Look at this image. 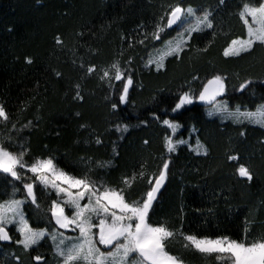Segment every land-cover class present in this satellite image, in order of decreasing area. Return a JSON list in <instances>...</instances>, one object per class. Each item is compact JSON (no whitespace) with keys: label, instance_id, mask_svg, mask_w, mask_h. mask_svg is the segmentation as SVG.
<instances>
[{"label":"trees","instance_id":"trees-1","mask_svg":"<svg viewBox=\"0 0 264 264\" xmlns=\"http://www.w3.org/2000/svg\"><path fill=\"white\" fill-rule=\"evenodd\" d=\"M246 2L253 3L0 0V104L9 115L7 123H0V139L10 137L5 147L25 151L28 163L51 157L71 175H88L106 187L123 188L129 201L144 196L151 187L147 179L170 155L166 186L153 203L148 223L173 231L165 250L185 264H219L218 254L186 248L184 236H226L245 243L264 237V128L210 116L199 100L205 85L220 75L226 78V90L218 100L230 109L254 111L264 103V47L257 44L238 57L223 54L233 39L246 36L239 18ZM177 4L209 10L214 29L195 33L181 57L168 59L164 70L147 69L148 55L176 31L165 29L156 41L151 38L154 26ZM115 61L133 79L127 104H119L123 81H113L109 88L100 79V70ZM89 66L97 71L86 75ZM247 80L252 83L240 91ZM76 85L82 100L75 98ZM185 92L194 102L174 112ZM164 120L178 123L183 128L180 136L194 130L207 155H196L187 147L168 154L164 142L171 130ZM125 126L127 131H121ZM97 136L102 143L95 142ZM232 155L238 160H230ZM241 164L251 171V182L239 177ZM141 171L145 177L137 178L131 188L122 183ZM25 182L35 184L39 205L26 202L29 224L34 229L54 227L49 207L58 197L35 180H13L0 173V204L25 199ZM49 255L45 243L23 253L15 250L13 240L1 243L0 264H51Z\"/></svg>","mask_w":264,"mask_h":264},{"label":"snow or ice","instance_id":"snow-or-ice-1","mask_svg":"<svg viewBox=\"0 0 264 264\" xmlns=\"http://www.w3.org/2000/svg\"><path fill=\"white\" fill-rule=\"evenodd\" d=\"M223 0H221V3ZM239 18L247 29V39H233L224 51V56H240L241 53L252 52L255 45L264 47V0L253 4L246 2L242 5ZM177 26L178 35L174 40H167L162 49H158L156 55L149 56L146 66L155 65L160 71L164 67V61L168 57L180 58L181 54L188 48L194 33L203 32L205 29H214V22L210 12H203L197 15L191 7L184 8L177 4L170 6L164 13L160 21L154 26L151 38L156 41L161 40V33L165 29H173ZM147 34L138 42L145 43ZM57 43L61 41L57 40ZM131 46V45H130ZM206 51V49H204ZM27 63H32L31 59ZM131 63V61H129ZM83 67V65H82ZM95 66H89L85 74L96 72ZM59 75V73L57 74ZM100 79L108 83L109 88H113V81H123L119 91V104H127L129 88L133 84V79L128 69H123L119 61L113 62L110 67L100 70ZM198 79V77H193ZM225 77L216 75L204 87L199 95L200 101L212 103L217 96L223 95L226 90ZM247 80L240 85V91L251 84ZM76 99L82 100L79 92V85H76ZM193 103V97L188 93H183L173 111H179L185 105ZM111 107L118 110V104L113 103ZM216 110L227 112L226 106L216 105ZM209 112V115H213ZM234 119L241 117L259 123L264 127V106H261L255 113H241L237 108L235 113L230 114ZM159 119V117H156ZM9 115L3 104H0V123H7ZM163 123L172 129L175 136L180 128L178 123L164 120ZM83 127V126H82ZM15 131V125L12 126ZM121 131H127L125 126ZM10 142V137L0 139V173L7 174L13 180H21V171L31 173L44 188L55 191L59 199L52 200L49 212L50 219L54 220L55 226L59 229L77 231L76 239L63 237L56 243V254L63 259V264H183L178 256L170 255L165 251V242L173 237V231L164 225L153 226L148 223V216L152 210L153 203L157 198L160 189L168 178L171 156L164 159L158 173L152 174L147 183L151 187L145 192L139 201H129L125 198L123 188L116 189L91 180L88 175L74 176L61 168H58L54 160L49 158H35L31 163L25 161V151L16 153L8 150L5 143ZM97 144L102 143L99 136L96 137ZM147 143V141H145ZM187 141L182 139L173 140L165 137L164 147L168 154L175 153L180 144ZM197 149H192L196 155H207V149L197 140ZM230 160H238L236 155L229 157ZM101 167L104 164L99 165ZM239 177L251 182L252 173L248 167L239 165L237 168ZM145 173L141 171L138 176L123 179L122 183L131 188L137 178L143 179ZM23 187L26 198H29L33 205L37 204L35 184L25 182ZM86 200V203L84 201ZM23 200L11 199L0 204V241L11 242L12 236L7 230L10 224L16 225L21 239L16 242L21 244L25 250L37 245L46 235L47 230L34 229L25 218L23 212ZM65 207H70L71 215L65 214ZM93 217L98 223H93ZM94 229L96 231H94ZM53 242L57 241V235L52 234ZM71 240L65 245V240ZM184 246L192 247L203 254H218L220 258H226L231 264H264V237L253 240L251 243L237 241L226 236L217 238L198 237L196 235H186ZM97 244L105 246L109 251H101ZM135 254V255H133ZM141 258L137 260L136 257ZM37 261L41 257H35Z\"/></svg>","mask_w":264,"mask_h":264},{"label":"rangeland","instance_id":"rangeland-1","mask_svg":"<svg viewBox=\"0 0 264 264\" xmlns=\"http://www.w3.org/2000/svg\"><path fill=\"white\" fill-rule=\"evenodd\" d=\"M252 2H253V4H256V3H258V2H261V0H252ZM187 8H189V7H187ZM191 8L195 10V12L197 13V15H202L203 12H205V11L210 12L209 10H206V9H203V8H193V7H191ZM210 13H211V12H210ZM211 15H212V14H211ZM176 29H177V27H176ZM206 30H209V29H205L204 31H206ZM194 34H195V33H194ZM194 34H193V35H194ZM177 35H178V31L176 30V31L174 32L173 36H172L169 40H174V39L177 37ZM237 39H247V29H246V36H245V38H237ZM163 47H164V44H163L162 46L156 48L155 50H153V51L148 55L147 59L149 58V56H154V55H156L157 50H158V49H162ZM241 54H243V53H241ZM227 57H237V56H227ZM170 58H172V57L170 56V57H168V58L164 61V67L161 68L160 70H164L165 65H166V62H167V60L170 59ZM146 62H147V60H146ZM146 68H147V69H151V70H155V71H157L155 65H152V66H146ZM224 94H225V92H224ZM224 94H223V95H224ZM221 96H222V95L218 96L217 99H216V100H215L210 106H208V113H209V112H213V113H214L213 115H210V116H218V117L221 118L223 121H233V122H240V123H242V122H246V123H249V124L254 125V126L262 127L259 123H256V122H254V121H252V120H249V119H246V118H243V117H241L239 120L234 119L233 116L230 115V114L235 113L237 109H230L228 106H226V104H224V102L219 101L218 99H219ZM193 102H194V97H193ZM217 104L221 105L222 107H223V106H226V108H227V112H223V111L216 110V105H217ZM261 106H264V103H263ZM261 106H260V107H261ZM260 107H259V108H260ZM259 108H258V109H259ZM239 110H240V109H239ZM256 111H257V109L254 110V111H250V110H240L241 113H245V112H253V113H255ZM262 128H264V127H262ZM170 130H171V135H170L169 137H171L174 141L177 140V139H182V140L187 141V143H185V144H180V145L177 147L176 152H175V153H172V154H176V153L178 152L179 148H181V147H187V148H188L190 151H192L194 154H196V152L193 151L192 149L200 150V149L197 148V143H196V142H197V140H199V139L196 137V132H195L194 130H191V132H190L189 134H187L185 137H184V136H180V133H182V131H183V128H182L181 126H180V128L177 130L175 136L172 135V129H170ZM199 142H200V140H199ZM200 144L203 145L204 148H206L205 145H204L203 143L200 142ZM19 171H21V176H22L21 179H28L29 181H34V180H35L36 182L39 183V181L36 180L35 177H33L31 173H25L23 170H19ZM39 184H40V183H39ZM40 185H41V184H40ZM41 186H42V185H41ZM42 187H43V186H42ZM43 188H44V187H43ZM44 189H45V190H48V191H52V192L55 193V191L52 190V189H50V188H44ZM55 194H56V193H55ZM11 199H17V200H23V201H24V204H23V212H24L25 218L27 219L26 213H25V211H24V206H25L26 202L29 200V198H25V199L11 198ZM11 199H10V200H11ZM58 199H59V198H58ZM7 201H9V200H7ZM7 201H5V202H7ZM5 202H3V203H5ZM3 203H1V204H3ZM84 203H86V200L84 201ZM72 212H73V210H72L70 207H65V214H67V215H71ZM27 220H28V219H27ZM28 223H29V221H28ZM93 223H98V220H97L95 217H93ZM15 229H16V225H15V224H10V225L7 226V230L9 231L10 235L12 236V238H13V240H14V243H15V250H16V249H18L19 251L22 250V252L24 253V252H27V251H29V250H31V249L37 248V247H39L40 245H42L43 243H45V245H47L48 250L50 251L49 258H50V263H51V264H63V259H62L60 256H58V255L56 254V243H58V242H59V239L61 238L60 234L62 233V234H63V237L71 238V239H73V240L76 239V238L78 237V230H77V233H76V234H71V235H70V234H65L64 232L59 231V230L56 229L55 227H52V228H45V229H39V230H47L48 235H46V236L44 237V239H42L37 245H34L31 249H29V250H25L21 244H19V243L16 242L17 240L21 239V237H20L18 231H16ZM94 231H96V230L94 229ZM52 234H56V235H57V241H56V242H53V240H52V238H51V237H52ZM70 242H71V240L66 239V240H65V245H67V244L70 243ZM102 246H103V245H102ZM0 247H1V242H0ZM97 247H99L101 251H104V250L101 248V245L97 244ZM165 251H166V250H165ZM105 252H107V251H105ZM166 252H167V251H166ZM133 255H135V254H133ZM170 255H171V254H170ZM136 258H137V260H140V259H141V258H139L138 256H137ZM183 264H185V263L183 262ZM219 264H231V261L228 260V259H226V258H220V257H219Z\"/></svg>","mask_w":264,"mask_h":264},{"label":"water","instance_id":"water-1","mask_svg":"<svg viewBox=\"0 0 264 264\" xmlns=\"http://www.w3.org/2000/svg\"><path fill=\"white\" fill-rule=\"evenodd\" d=\"M175 27H177V26H174L173 28H175ZM208 84V83H207ZM206 84V85H207ZM205 85V86H206ZM204 89V88H203ZM218 97V96H217ZM217 97H216V99H217ZM214 102V101H213ZM212 102V103H213ZM200 103L203 105V106H210L212 103H208V102H206V101H200ZM167 182V181H166ZM166 182H165V184L163 185V187L160 189V192L158 193V195H157V198H156V200L154 201V203L158 200V198H159V196H160V194H161V192L163 191V189L165 188V186H166ZM52 222H53V225H54V227L56 228V229H58L59 231H61V232H67V233H69V234H76L77 233V231H71V230H65V229H59L58 228V226H55V222H54V220H52ZM10 234V233H9ZM3 245H9V244H11L12 242H13V238H12V241L11 242H5V241H0ZM101 248L104 250V251H109V249L108 248H105V246H102L101 245Z\"/></svg>","mask_w":264,"mask_h":264}]
</instances>
